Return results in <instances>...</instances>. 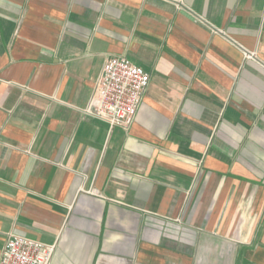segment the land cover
Segmentation results:
<instances>
[{
  "label": "crops",
  "instance_id": "crops-1",
  "mask_svg": "<svg viewBox=\"0 0 264 264\" xmlns=\"http://www.w3.org/2000/svg\"><path fill=\"white\" fill-rule=\"evenodd\" d=\"M134 122L86 109L110 56ZM264 264V0H0V258Z\"/></svg>",
  "mask_w": 264,
  "mask_h": 264
},
{
  "label": "built area",
  "instance_id": "built-area-1",
  "mask_svg": "<svg viewBox=\"0 0 264 264\" xmlns=\"http://www.w3.org/2000/svg\"><path fill=\"white\" fill-rule=\"evenodd\" d=\"M149 83L150 74L144 68L126 56H110L86 111L107 120L111 126L128 128L134 122ZM55 250V244L13 234L6 242L0 264H51Z\"/></svg>",
  "mask_w": 264,
  "mask_h": 264
}]
</instances>
